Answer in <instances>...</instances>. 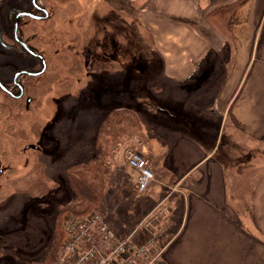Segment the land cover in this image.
I'll list each match as a JSON object with an SVG mask.
<instances>
[{
	"label": "rangeland",
	"instance_id": "rangeland-1",
	"mask_svg": "<svg viewBox=\"0 0 264 264\" xmlns=\"http://www.w3.org/2000/svg\"><path fill=\"white\" fill-rule=\"evenodd\" d=\"M41 1L46 3L45 0ZM194 1L195 9L200 11L191 15L160 11L166 10L175 0H58L52 18L45 22V31L52 33L56 30L59 34L62 24L59 25L58 19L73 21L78 18L77 14L87 11L88 15L84 14L82 20L78 21L77 29L68 27L66 32L76 36V30L83 31V47L87 46L86 50L90 52L89 55L86 52L81 61L71 50L70 53L60 52L50 56L49 72L39 78L37 89L31 91V95L41 103L27 111L22 108H15L14 114L8 111V116L12 115L16 121L12 123L6 120L10 139L0 146V160L10 166L5 175L7 180L6 177L0 179V236L5 242V246L0 248V264H47L46 257L54 244L55 225L72 196L67 183L69 167L88 163L91 168L107 172L109 158L101 160L100 153L94 150V144L104 117L112 109L133 101V108L139 111L143 132H148L152 138L163 136L168 143L191 134L192 131L188 130L191 125L202 128L205 122L201 119V113L207 119L211 117L206 113L216 116L210 108L227 99L228 95L221 92L224 84L227 85V92H230L240 79L249 61V45H242V53L234 57V49L227 43L232 33L228 40L223 41L225 37L223 40L220 38L223 36L212 27L206 15L221 4L232 1L242 3L243 0ZM257 6H254L256 11L253 10V15L247 8L242 10L235 23L242 26L247 22L250 28L242 30L243 40L252 37L258 43V38L264 39V0H259ZM92 14H97L98 21L95 23L87 20ZM35 26L37 30L40 29L38 25ZM106 35L109 44L106 45L104 41L103 45L96 46V42L103 43ZM89 38L92 45H87ZM193 39L198 44L194 51L193 47L187 46ZM221 41L226 43L220 45ZM42 42L45 49H49L46 42ZM259 44L258 48L263 45ZM1 52L3 49L0 47V58ZM193 52L199 53V56ZM183 53L187 57L190 55V60L184 61L190 67H169L173 62L182 63ZM64 79L67 82L59 85L60 80ZM3 113H0V117L5 120L7 117ZM228 123L231 125L230 120ZM230 125L225 128L220 145V140H215L216 135L222 132L219 131V121L214 118L206 125L212 147L216 146L221 152L227 148L225 136L233 132ZM3 133H6L5 129ZM132 138V142L115 152V174L122 178L121 185L109 188L106 177L102 181L101 204L95 210L103 216L112 214L110 220L113 222L110 225L117 228L119 237L127 232L118 226V216L128 207L127 203L137 201L138 197L124 152L129 147L140 150V142L145 144L143 140H137L138 137ZM27 143H31V146L24 151ZM144 155L150 159L149 153ZM99 161L103 162L104 168L97 165ZM84 172L85 178H89L86 181L88 184L85 183L78 190L91 196L95 191L89 186L96 184L93 181L95 178L91 177L90 182L91 172ZM78 178L82 182L81 177ZM242 178L243 185L248 186L253 181L254 171H245ZM244 186L240 191L242 194L245 192ZM144 196L139 195L138 198L151 200ZM140 203L139 208L143 210L150 206H146L144 200ZM146 204L149 202L146 201ZM137 212L142 214L140 209ZM114 216H117L115 220ZM138 224L131 222V230ZM249 226L252 231L255 230L250 223ZM259 238L264 244L262 233H259ZM243 240L242 250L238 251L230 240L227 246H219L217 236L207 238L208 247H193L183 239L177 249L160 247L141 264H170L169 261L173 264H264V245L256 246L254 241L251 245L246 243V239Z\"/></svg>",
	"mask_w": 264,
	"mask_h": 264
},
{
	"label": "crops",
	"instance_id": "crops-1",
	"mask_svg": "<svg viewBox=\"0 0 264 264\" xmlns=\"http://www.w3.org/2000/svg\"><path fill=\"white\" fill-rule=\"evenodd\" d=\"M183 1L175 0L166 10L160 11L166 14L191 13V15L200 11L195 9L194 0L190 1V6L189 0ZM257 3L259 0L256 2L243 0L229 17L227 27L232 36L227 43L232 45L234 57L239 55V52L242 53V45H249V61L240 79L230 92H227V85L224 84L221 92L228 95L227 99L210 108L216 116L206 113L211 117L208 120L203 113L200 114L206 125L214 118L219 121V131L222 130V132L219 136L216 132L215 138L220 140L219 145L224 138L225 128L230 125L228 123L230 120L233 132L230 131L229 135L225 136L226 151L221 152L216 146L212 147L207 131L208 126L204 123L202 128L191 125L192 127L188 128L192 131L191 134L182 135L173 143H168L167 138L163 136L152 138L148 132H143L142 127L138 138L145 144L140 142L139 149L143 153H149V160L155 174V180L144 198L151 199L149 204L145 202V205H152L153 208L149 206L148 209L143 210L142 207L139 208L142 204L140 202L127 203L128 207L121 216H118V226H122L127 233L119 237L117 228L110 225L119 238L132 234L138 244H143L148 230L143 228L137 230L138 227L131 230V222L139 215L138 209L142 213L139 215L141 222L154 209L165 206L166 213L162 219L165 230L164 236L160 237L161 249L171 247L175 250L182 245L183 239L186 244L193 247L196 245L208 247L207 238L212 236H217L219 246L222 244L227 246L230 240L231 245L238 248V251L242 250L243 239L251 245L253 241L256 246L264 245L259 240V233L264 235V39L258 38V43L252 37L249 40H243L242 30L250 28V25L247 22L242 23V26L235 23L240 12L245 8L249 9L248 11L253 15ZM262 12L264 13V10ZM169 19L171 20L172 17ZM174 26L177 27V25L172 27ZM220 38L224 39V37ZM225 40L228 39L225 38L223 41ZM259 43H263L260 48H258ZM196 45L198 44L194 39L187 44L189 48L193 47V51ZM192 54L199 56V53ZM182 55L184 57L186 55L182 63L173 62L169 67L172 69L190 67L189 63L184 64V61L190 60V55L188 57L185 53ZM165 57H168V54H165ZM192 120L195 122V119ZM116 170L111 166L107 168L106 182L109 188H115V186L117 188L122 181L119 174L116 177ZM245 171H254L253 181H250L248 186L243 185L242 177ZM243 186L244 194L240 193ZM133 214L136 216L132 218ZM111 215L104 216L106 221L113 222L112 219L110 220ZM116 218L117 216H114L113 220ZM249 223L255 230L252 231ZM178 237L182 238L181 241H178ZM141 263L142 260L137 264ZM168 263L173 264L171 261Z\"/></svg>",
	"mask_w": 264,
	"mask_h": 264
},
{
	"label": "trees",
	"instance_id": "trees-1",
	"mask_svg": "<svg viewBox=\"0 0 264 264\" xmlns=\"http://www.w3.org/2000/svg\"><path fill=\"white\" fill-rule=\"evenodd\" d=\"M238 6H239L238 1L224 3V4L217 6L215 9L209 11L208 14L206 15V18L208 22L212 25V27H214L225 38L229 37L230 35V32L227 27L229 17L238 8ZM84 14L88 15L87 11H85V13L83 12L81 14L80 13L77 14L78 18L74 19L73 21H71V19L70 20L69 19H65V20L58 19V21L60 22L59 25L62 24V27H61L62 29L60 30L59 34L56 33V30L52 31V33H47L45 31L46 26H43V24L38 25V27L40 28L39 30H37V27L35 26V29L33 32L36 33L35 41L38 43L36 45L38 46L39 53L43 54L45 59L48 62V70L50 68V65H49L50 56H54L55 54L57 55V53H60V52L70 53L72 51L73 54L75 53V55L79 58V60L80 59L82 60V58H85L86 52L89 55L90 51L86 50L87 46L85 48L83 47L84 45H83L82 40L83 38H85V35H83V31L76 30L75 31L76 36L71 35V34L68 35V33L66 32V29L68 27L77 29L78 21L82 20L81 18ZM52 16H53V13H52ZM87 20L90 23H95L97 20V14L89 15ZM69 21H71V23ZM54 23L56 24L57 22L55 21ZM63 24L66 25L67 27L63 28L64 27ZM98 27L99 25L96 26V28ZM0 28H2V25H0ZM88 29L90 30L89 27ZM79 30H82L81 27L79 28ZM106 37L108 38L107 35L104 36L103 43L96 42L95 45L96 46L103 45ZM46 38L48 39V41L46 40ZM39 40L41 44H39ZM42 41L46 42V45L49 46V49H45L44 47L45 43H43ZM89 43L90 45H92L90 38L87 41V45ZM56 46L57 48H55ZM51 48H53V51ZM2 49H3V52H1L2 53L1 60L2 61L11 60L10 52H9L10 50H6L5 48H2ZM4 51L7 54H4ZM81 52H83L84 55ZM60 81H62V83L67 82L65 81V79L60 80ZM141 131H142V124L139 120V111L133 108V101H131L130 103H127V105H124L122 107L112 109L104 117L98 129V138L95 141L94 150L95 151L97 150L98 153H100L101 158H102L101 160H104L103 158L105 157L106 159L109 158V165L106 167V170L109 166L114 167V168L117 166V164L115 163L116 162L115 160L116 150L120 148L121 146L127 144L128 142H132V139H133L132 136L138 137L139 136L138 133H140ZM137 140H140V139L137 138ZM111 150H113L112 154H110ZM102 163H103L102 161H99L97 165L100 164V166L104 168V165H102ZM85 170L86 171L88 170L89 173L91 172L89 175L90 182H91V177L92 179L93 177L95 178V180L93 181L96 184L92 185L91 183L90 185H92V187L89 186V189L91 188L93 191H95V193L92 194L91 196H88L84 194L83 192L79 191L80 188H83L85 186V183L88 184L86 181L89 178L87 177L86 179L85 175L83 174L85 173L84 172ZM69 172H70V177L68 178L67 183H68V189L71 191L72 196H70L69 199L67 200L68 202L66 203V205L64 206L62 210V214L59 217V221H57L55 225L54 244L46 257L47 264H60L62 243L66 238V233L62 228V220H63L64 215L66 213H72V214L83 216L90 212L95 211L97 208H99L101 204L102 190H103L102 181L106 180V177H107L106 171L104 172V169L102 170L100 168L99 170L97 168L95 169L93 167L91 168V166H89L88 163H81L76 166L69 167ZM131 172L134 178V173L133 171ZM78 176L81 177L82 182L81 180H78L79 179ZM76 180L77 182L75 184ZM78 181H80L81 183H79ZM138 197H139V194H138ZM138 197H137V202H140L141 199ZM146 201L149 202V200H144V202ZM95 212H98V211H95ZM98 213H101V212H98ZM134 220L135 221L133 222H136V224H138L140 222V217L137 216ZM107 222L110 225L111 221L107 220ZM161 226H162V231L158 234V239L156 243L157 249L156 248L153 249L152 254L153 253L155 254V252L161 247L160 243L162 240L161 239L162 236H164L165 223L162 222ZM156 229L157 227L152 228V232H156ZM164 241L166 240L164 239Z\"/></svg>",
	"mask_w": 264,
	"mask_h": 264
},
{
	"label": "flooded vegetation",
	"instance_id": "flooded-vegetation-1",
	"mask_svg": "<svg viewBox=\"0 0 264 264\" xmlns=\"http://www.w3.org/2000/svg\"><path fill=\"white\" fill-rule=\"evenodd\" d=\"M45 2L41 0H0V25H2L0 46L10 50L11 58L5 61L0 58V113L4 112V117H7L5 120L0 117V146L10 139L6 120H11L12 123L16 121L12 115L8 116V111L11 110V114H14L13 110L16 111L19 108L27 111L35 109L37 104L41 103L31 95V91L37 89L36 83L39 78L44 77L49 70L47 60L43 54L39 53L38 46L34 42L36 33L33 31L35 25L47 26L45 22L48 23L51 19L53 8L58 5V0H45ZM22 13L29 15L20 17L18 20V15ZM107 40L106 37L104 40L106 45L109 44ZM35 80L37 82H34ZM61 83L62 81L59 82ZM3 129L6 133H3ZM29 146L31 143L25 144L24 151H28ZM9 170L10 166L0 160V179L6 177L7 180L5 175ZM3 246H5L4 238L0 236V248Z\"/></svg>",
	"mask_w": 264,
	"mask_h": 264
},
{
	"label": "built area",
	"instance_id": "built-area-1",
	"mask_svg": "<svg viewBox=\"0 0 264 264\" xmlns=\"http://www.w3.org/2000/svg\"><path fill=\"white\" fill-rule=\"evenodd\" d=\"M124 157L128 167L135 172V190L140 195L146 194L155 180L150 160L132 147L125 150ZM165 213V206L154 209L139 224L150 232L143 244L136 243L132 234L118 238L97 212L83 216L66 213L62 220L66 238L62 243L60 264H137L140 258L146 259L156 248ZM154 227H157L156 232H152Z\"/></svg>",
	"mask_w": 264,
	"mask_h": 264
},
{
	"label": "water",
	"instance_id": "water-1",
	"mask_svg": "<svg viewBox=\"0 0 264 264\" xmlns=\"http://www.w3.org/2000/svg\"><path fill=\"white\" fill-rule=\"evenodd\" d=\"M26 15H29V14H28V13H22V14H19L18 17H17V19L19 20L20 17L26 16ZM18 20H17V21H18ZM16 31H17V26H16V28H15V33H16ZM35 56H37V55L35 54Z\"/></svg>",
	"mask_w": 264,
	"mask_h": 264
}]
</instances>
